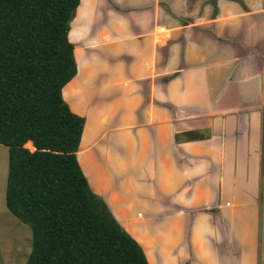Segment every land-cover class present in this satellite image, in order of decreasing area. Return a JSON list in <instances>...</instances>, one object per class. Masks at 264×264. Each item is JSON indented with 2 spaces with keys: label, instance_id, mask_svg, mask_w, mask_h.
I'll use <instances>...</instances> for the list:
<instances>
[{
  "label": "crops",
  "instance_id": "0c3cea01",
  "mask_svg": "<svg viewBox=\"0 0 264 264\" xmlns=\"http://www.w3.org/2000/svg\"><path fill=\"white\" fill-rule=\"evenodd\" d=\"M91 2L63 96L92 190L149 264H260L264 0Z\"/></svg>",
  "mask_w": 264,
  "mask_h": 264
},
{
  "label": "trees",
  "instance_id": "16d2710c",
  "mask_svg": "<svg viewBox=\"0 0 264 264\" xmlns=\"http://www.w3.org/2000/svg\"><path fill=\"white\" fill-rule=\"evenodd\" d=\"M80 2L0 0L7 207L32 229L26 264H149L78 159L86 119L71 110L63 88L78 72L69 32Z\"/></svg>",
  "mask_w": 264,
  "mask_h": 264
},
{
  "label": "rangeland",
  "instance_id": "374dc122",
  "mask_svg": "<svg viewBox=\"0 0 264 264\" xmlns=\"http://www.w3.org/2000/svg\"><path fill=\"white\" fill-rule=\"evenodd\" d=\"M84 10L87 14V22L94 16V6L91 0H84ZM93 1V0H92ZM80 18L74 24V32L78 29ZM86 19V18H85ZM80 32L75 33L79 36ZM9 174V147L0 144V264H26L33 244V232L31 227L15 216L7 207L6 192ZM263 180L260 193L261 203V248L260 264H264V157H263Z\"/></svg>",
  "mask_w": 264,
  "mask_h": 264
}]
</instances>
